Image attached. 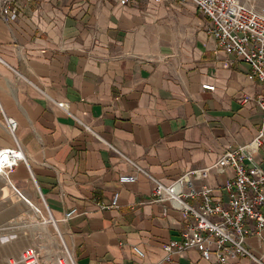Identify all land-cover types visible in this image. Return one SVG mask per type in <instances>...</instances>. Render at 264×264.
Wrapping results in <instances>:
<instances>
[{
	"label": "crops",
	"instance_id": "obj_1",
	"mask_svg": "<svg viewBox=\"0 0 264 264\" xmlns=\"http://www.w3.org/2000/svg\"><path fill=\"white\" fill-rule=\"evenodd\" d=\"M205 24L190 4L162 0H0V148H14L3 121L11 119L22 156L8 180L0 171V209L5 187L8 205L21 207L34 187L74 264H210L194 250L163 260L180 212L152 202V180L134 169L162 184L202 170L193 188L226 200L231 169L215 163L258 134L251 98L264 88L217 49ZM253 161L264 168V137ZM123 174L135 180L120 183ZM113 193L116 207L101 209ZM260 234L245 246L264 260Z\"/></svg>",
	"mask_w": 264,
	"mask_h": 264
},
{
	"label": "built area",
	"instance_id": "obj_2",
	"mask_svg": "<svg viewBox=\"0 0 264 264\" xmlns=\"http://www.w3.org/2000/svg\"><path fill=\"white\" fill-rule=\"evenodd\" d=\"M164 2L187 3L195 7L206 19L205 33L215 40L217 49L226 55H233L250 68L247 78L257 81L264 88V14L239 0H162ZM126 4L127 0H118ZM2 15L14 17L13 12L2 8ZM202 89L213 86L202 84ZM247 97L242 99L243 102ZM260 111L261 127L258 134L246 145L238 146L221 154L215 163L217 170L231 169V177L223 184L226 200H212L210 189L202 185L194 189L192 181L201 177L202 170L185 172L168 184L152 179L134 165L137 172L152 180V202H165L168 208L180 212L182 226L178 236L163 244V260L169 262L172 256H180L194 250L200 258L210 264H224L229 258H246L254 264H264L261 256H255L245 246L249 236L261 237L264 228V168L253 161L264 137V91L251 98ZM6 130L14 148H0V170L8 173L16 161L22 160L19 145L15 139V122L3 118ZM134 174L120 175V183L133 182ZM196 199L190 204L187 199ZM117 193L112 194L110 203L101 209L116 207ZM72 213L64 214V219ZM63 248L66 249L62 243ZM133 252L142 257L135 246ZM6 264H41L35 248L26 247L16 257H8ZM57 264L58 263L57 261Z\"/></svg>",
	"mask_w": 264,
	"mask_h": 264
},
{
	"label": "rangeland",
	"instance_id": "obj_3",
	"mask_svg": "<svg viewBox=\"0 0 264 264\" xmlns=\"http://www.w3.org/2000/svg\"><path fill=\"white\" fill-rule=\"evenodd\" d=\"M239 1L264 14V0ZM205 26L206 24L203 28ZM5 179L8 178L5 177ZM3 194L6 197V204L3 209H0L2 211L0 224L10 229H6L3 234L5 243L0 246V264H6L4 262L6 258L16 257L19 251L26 247L36 249L41 264H57L60 260L59 256H63L60 230L41 195L33 187V199L30 203L24 202L26 206L21 207L16 204L8 205V198H12L9 188L5 187Z\"/></svg>",
	"mask_w": 264,
	"mask_h": 264
},
{
	"label": "bare ground",
	"instance_id": "obj_4",
	"mask_svg": "<svg viewBox=\"0 0 264 264\" xmlns=\"http://www.w3.org/2000/svg\"><path fill=\"white\" fill-rule=\"evenodd\" d=\"M3 174H4V176L5 177H7V173L6 172H3L2 170H0ZM8 178V177H7ZM8 180V179H7ZM39 193V192H38ZM25 202L27 203V200H25ZM29 202V201H28ZM30 203V202H29ZM30 206H32V205H30ZM46 206V205H45ZM46 208H47V206H46ZM54 220V219H53ZM51 222V221H50ZM55 223V222H54ZM59 235H60V241H61V245H62V243H64L63 242V240H62V237H61V234H60V232H59ZM61 254L63 255L62 257L61 256H59V258L58 259H60L59 261H58V263H60V264H74V262H73V259H72V257H71V254H70V252L69 251H66L64 248H63V250L61 251ZM55 262V261H54Z\"/></svg>",
	"mask_w": 264,
	"mask_h": 264
},
{
	"label": "water",
	"instance_id": "obj_5",
	"mask_svg": "<svg viewBox=\"0 0 264 264\" xmlns=\"http://www.w3.org/2000/svg\"><path fill=\"white\" fill-rule=\"evenodd\" d=\"M25 201V200H24Z\"/></svg>",
	"mask_w": 264,
	"mask_h": 264
}]
</instances>
